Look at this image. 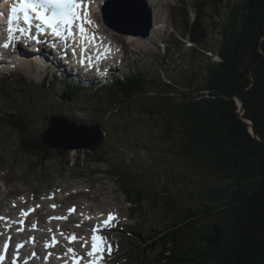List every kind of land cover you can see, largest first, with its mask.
Instances as JSON below:
<instances>
[{
  "label": "rangeland",
  "instance_id": "374dc122",
  "mask_svg": "<svg viewBox=\"0 0 264 264\" xmlns=\"http://www.w3.org/2000/svg\"><path fill=\"white\" fill-rule=\"evenodd\" d=\"M110 1L112 0H106L101 6L96 2L93 17L96 28L100 32L103 31L101 35L107 36H98L100 34L98 32L95 34L101 47L105 49L107 45L109 46L108 41H113L116 45L110 46L112 52L108 55L113 58L110 59L112 60L110 65L116 68L118 62L123 59L119 70L111 76L120 77L123 74L140 72L152 79L155 78L157 82L162 80L170 88L162 87L160 83L148 84L142 95L118 105L115 103L116 98L108 96L106 91H96L94 87L87 88L88 84L84 83L76 85L69 79L61 81L57 77L58 72L52 69L53 66L44 65L43 61L39 63L44 65L41 69L34 67L32 71L30 63L34 62L28 60L38 56L33 53L25 54L23 59L12 57L10 61L12 64L16 63L15 69L11 63L3 61L5 64L0 68L11 69L12 73L0 77V118L3 115L17 114L25 124V130L23 135L18 133V136L0 120V194L10 202L14 194L23 193L14 200L26 199L30 206H36V200L43 201V205L46 199L49 202L51 200V203L60 200L59 211L65 214L69 213L71 205L79 207L82 204L85 209L77 211V223L67 221L65 226L63 225L68 228L64 229L67 236L73 234L72 230L82 228L77 227L81 217L96 213L98 216L94 224H97L101 220V214L110 211L118 213L121 216L120 224L107 238L108 241H114L118 247L122 256L119 264H143L144 261L147 264V261L152 260L161 251L156 241L160 236L157 232L164 229L172 220L171 215L163 217V209L156 210L152 199L155 189L162 191L167 187L174 195H180V190H183L185 193L181 201L184 199L191 202V197L200 201L195 191H190V195L189 183L202 186L216 182L218 177L212 175L206 167L195 165L186 158L181 153L177 137L169 142L164 139L163 133L158 130L162 123L158 115L148 117L142 111L156 108L161 100H164L163 104L175 105L183 100L185 93L197 94L195 90L202 81V72L198 66L207 59L216 60L220 36L213 24H216L218 19L211 15V11H207L203 18L206 28L204 44L211 53L208 51L192 53L188 51L191 42L188 40L187 31L192 25L196 4L199 1L206 3L207 0L148 2L154 10V22L157 27L161 26L162 31L155 34L153 30L147 41L140 40L142 39L140 37H137L138 39L132 37L137 41H131L124 37L123 33L103 23L100 11L103 8L114 10L116 7L114 4L109 6ZM226 1L233 3L240 0ZM222 7L223 5L219 10L224 12ZM114 19L121 26L127 25V22L118 16H114ZM52 60L49 57V61ZM24 61L27 64H24ZM27 75L30 78H27ZM66 77L69 78L68 75ZM65 84L68 87H65ZM63 97L66 100L63 101ZM55 112L68 115L69 119L61 115L59 117L82 128L81 132L77 133L86 134L87 138L82 140L81 144L91 145L96 138L94 135L98 134L99 126L104 136L103 141L95 147L98 149L102 146L101 152L105 154L106 162L92 163L91 159L96 155L90 152V148L64 151L66 153L64 157L68 159L66 162L69 161L66 166L61 164L62 160L54 156L58 150L48 148L46 154L37 140L41 139V135L47 130L48 116L54 115ZM108 112L111 113L110 116H107ZM147 124L152 127L146 126ZM24 145L36 147L34 149L37 152V148L40 149L43 155L50 158L48 163L42 165L38 157L25 154L22 151ZM42 145L45 146L43 143ZM163 148H167L166 153L162 152ZM130 171L139 175L131 178ZM120 176L131 182L124 189L119 186ZM2 184L4 186H1ZM58 188L63 189V192H59ZM128 189L132 190L131 194L126 193ZM78 192L80 194L75 195ZM44 194L46 195L43 200ZM124 196L134 199L133 209L137 208L144 219L142 225L136 226L133 223L136 228L134 235L125 233L130 230L131 222L125 217L127 205ZM19 203L24 206V203ZM45 216L46 214L39 212L35 217L39 227L43 226L42 230H45L51 222L50 219L55 217L53 214L46 220ZM90 229L92 226H89ZM20 233L22 234V231ZM56 233L65 238L61 235L62 232ZM91 233L88 237L86 233L80 236L89 242ZM135 255H144L146 259Z\"/></svg>",
  "mask_w": 264,
  "mask_h": 264
},
{
  "label": "trees",
  "instance_id": "16d2710c",
  "mask_svg": "<svg viewBox=\"0 0 264 264\" xmlns=\"http://www.w3.org/2000/svg\"><path fill=\"white\" fill-rule=\"evenodd\" d=\"M221 5L224 12L219 10ZM207 11L218 19L213 27L220 40L216 60L207 59L198 66L202 81L197 94L185 93L181 102L171 106L161 100L156 108L142 112L158 115L162 122L158 130L164 139L169 142L177 137L181 153L218 180L202 186L189 183V193L195 191L200 201L193 197L191 202L181 201L183 190L174 195L167 187L155 189L156 210L163 209V217L171 215L172 220L157 232L161 251L147 264H264V0L199 1L187 31L192 53H211L204 44ZM159 83L170 88L162 80L133 72L97 90L106 91L119 105L142 95L148 84ZM54 115L69 119L63 113ZM0 120L18 136L24 134L25 124L19 115H3ZM37 141L47 154L48 148ZM34 148L24 145L22 151L38 157L42 165L48 163L50 158ZM101 148H90L96 155L92 163L106 162ZM55 153L62 165L69 164L63 150ZM129 174L131 178L139 175ZM120 178L122 189L131 183ZM124 199L132 206L127 211L136 226L142 225L139 210L133 209L134 199ZM136 257L146 259L144 255Z\"/></svg>",
  "mask_w": 264,
  "mask_h": 264
},
{
  "label": "snow or ice",
  "instance_id": "6c2138e0",
  "mask_svg": "<svg viewBox=\"0 0 264 264\" xmlns=\"http://www.w3.org/2000/svg\"><path fill=\"white\" fill-rule=\"evenodd\" d=\"M91 3L92 0H17V3L11 6L7 20L8 39L0 47L7 49L13 46L17 33L26 31L25 28L20 27L21 21L25 25H30L33 20L37 22L36 28L41 30L46 28L53 36L62 40L70 37L74 38L78 34L82 45L95 44L97 38L93 29L96 21L92 18ZM105 52H111L110 46L105 47ZM98 58L100 57L98 56ZM51 207L55 209L57 205L53 204ZM34 210L31 209L30 211ZM74 211L75 208L69 209L70 213ZM21 214L24 216L28 215L23 210ZM0 219H3V217H0ZM52 219H67V217L58 216L52 217ZM115 219V214L110 212L106 219L100 221L99 224L91 229L90 250L86 253L80 255L76 253L74 248L69 247L65 255L71 254L73 264H81L85 260L87 264H104V254L111 255L112 245L100 232L103 228L111 227ZM33 227H35V224H33ZM61 235L65 237L69 244L78 242L82 248L88 247V240L83 237H77L74 233L71 236H67L64 233H61ZM58 243L59 241L53 236L51 243L45 242V247H54ZM6 247L7 245H5ZM2 259L3 257L0 256V260ZM65 264H67V261H65Z\"/></svg>",
  "mask_w": 264,
  "mask_h": 264
},
{
  "label": "bare ground",
  "instance_id": "6f19581e",
  "mask_svg": "<svg viewBox=\"0 0 264 264\" xmlns=\"http://www.w3.org/2000/svg\"><path fill=\"white\" fill-rule=\"evenodd\" d=\"M131 1H133V0H124V4L125 5H128V2H131ZM146 2H147V6H149V8L151 9V11H152V28L150 29V35H149V37L148 38H146V39H144L143 40V38L142 39H140V40H142V41H147V39L149 40V38L152 36V31L153 30H155V34H157V32H159L160 33V31H162L161 30V26L160 27H157L156 26V22H154V15H153V9H152V6L148 3V2H150L151 0H145ZM95 2H97L96 0H95ZM92 4V3H91ZM93 4H94V2H93ZM122 4L123 3H121L119 6H120V8H122ZM96 5V4H95ZM94 5V6H95ZM94 6H93V8H91V13H92V18L95 20V18L93 17L94 16V12H95V10H94ZM91 7V6H90ZM161 11V10H160ZM97 12V11H96ZM98 13V12H97ZM161 13V12H160ZM99 15V14H98ZM103 18V17H102ZM120 19H122V18H120ZM113 20V22L115 21V19L113 18L112 19ZM105 21V20H104ZM103 21V23L104 24H106V26H108V24L106 23V22H104ZM160 22V21H159ZM158 22V23H159ZM97 26H96V24H95V27H94V29H93V31L95 32V34L99 31L100 32V30L99 29H97L96 28ZM109 27V26H108ZM163 27V26H162ZM105 28V27H104ZM97 29V30H96ZM120 29H123V30H125L126 28L124 27V26H120ZM3 32L5 33V30H3ZM120 33V32H119ZM125 35V34H124ZM123 35V36H124ZM124 37H128L129 38V40H131V41H137V37L136 36H133V35H131V34H127V35H125ZM137 38V39H133V38ZM21 38H26V37H24V36H22ZM36 39L37 40H39V41H42V40H51L52 39V34L51 33H46V35L44 36V39H41V35L39 34V33H37L36 32ZM68 39V38H67ZM88 45H92V46H94L93 48L94 49H98L99 47H101V45L99 44V40H98V38L96 39V42H95V44H88ZM108 46V45H107ZM79 48L81 49V48H84V45H82V43H81V40H79ZM85 48H88V46L86 45L85 46ZM84 48V49H85ZM105 50V49H104ZM112 52V51H111ZM75 53V52H74ZM34 54V53H33ZM109 53H107V55H108ZM97 55H99V54H97ZM49 57H51L53 60L49 63V59L47 58V53L46 52H40V54L38 55V58H37V56H35L34 58H36L35 60H34V58L33 59H31L33 62H34V64H31L30 63V65L32 66V68H30V69H32V71H33V68L35 67V68H40L41 69V66H44V65H46V64H50V65H52L53 67H54V70H57L58 72L60 71L61 73H60V75L59 76H57L61 81H62V79L63 78H65L63 75H62V66H60L59 64H58V60H57V55L56 54H53L52 52H50L49 53ZM99 57H101V56H99ZM108 57H109V59H111L112 58V56H110V55H108ZM23 59V58H22ZM77 60V59H76ZM112 60H113V58H112ZM111 60V61H112ZM28 61H30V59L28 60ZM41 61H43V63H44V65H40L39 63H41ZM24 64H27V62H23ZM42 63V64H43ZM109 65H110V63H109ZM110 67H111V69H112V71H113V73H116L117 71V68H113L112 67V65H110ZM30 72V71H29ZM30 74H32V73H30ZM27 78H30V76L29 75H27L26 76ZM70 81L71 82H73L74 84H77V85H79V82H81V81H79V79H77V78H75V77H72V78H70ZM45 83H44V81H43V83H42V85H44ZM65 87H68L66 84H65ZM241 103V102H240ZM62 118V117H61ZM63 119V118H62ZM64 131V130H63ZM65 132V131H64ZM4 196V195H3ZM43 200H44V198H43ZM9 200H7L6 199V197H2L1 196V194H0V216H2V213H3V211L6 209V211L7 212H5V213H9V214H13V213H15V211L18 209V207L15 205V204H19L20 205V203L18 202V201H16V202H8ZM21 203H25V204H27L28 203V201H25V202H21ZM48 203L50 204L51 203V200H50V202H49V200L48 199H46L45 200V202H44V205H43V201H42V210L45 212V214H47L48 213V207H46V205H48ZM20 207H23V205L21 204L20 205ZM71 207L72 206H70V208L69 209H71ZM58 209H61V208H58ZM68 209V210H69ZM83 210V209H85V206H83L82 204H81V206H79L78 207V210ZM96 211V210H95ZM90 212V211H89ZM102 212V211H101ZM52 215V214H51ZM75 215L76 216H72V215H70L69 216V218H68V222H70V223H77V215H78V212H75ZM5 216H7V215H5ZM53 216V215H52ZM97 214L96 213H92V214H90V215H87V216H85V217H81V222H79L78 223V225L79 226H82V228H80L79 230H77V229H74V230H72L71 231V233H74L77 237H81L80 236V234L82 235V234H87V237H88V235L90 234V230H89V226H92V228L93 227H95L96 225L94 224L95 223V221H97L96 219H97ZM65 224V223H64ZM64 224H60L61 225V227L60 226H54V228H53V232H55V230L56 231H60V232H62V233H64L65 235H66V232L64 231V229H66V230H68V228H66V227H63V225ZM10 225H11V223L10 222H4V217H3V219H2V221L0 220V234L1 233H3V232H5V231H8L9 230V227H10ZM65 226V225H64ZM22 231V230H21ZM78 231H80V232H78ZM23 232V231H22ZM50 235H54V233H51V232H47L46 230L44 231V232H42V233H36L35 234V237H34V241H33V243H32V245L33 246H36L37 244H38V246L39 247H35V249H30L29 250V252L28 253H26V251H25V246H22V247H20V251H19V253L20 252H22V256H24V254L25 255H28L29 257H30V255H32L33 254V252H37L41 247H43V245H42V241H44V240H50L49 239V237H50ZM19 236H21V233L19 234ZM19 236L16 234L15 235V237H12L11 239H10V241L8 242V245H7V243H4L5 245H7V250H8V252L6 253L7 254V257H9L10 256V252H13L14 250H15V247H16V244H17V239H19ZM69 236H71V235H69ZM17 238V239H16ZM23 238H28V237H23ZM36 240H39V241H41V243H38V241H36ZM63 244L62 245H64V246H66V249H68L69 247H72V248H76V250H78L79 252H81V247L79 246V245H77L76 243L74 244V242L72 243V244H69L68 243V241L66 240V239H59ZM21 242L22 241H20V242H18V244L19 245H21ZM0 244H2V237H0ZM24 245H27V244H24ZM28 247L29 246H26V249L28 250ZM30 248H32V247H30ZM5 251H6V249L4 248L3 250H1L0 251V255L2 254V253H5ZM59 251H62V249H59ZM62 261L61 260H56V261H54V262H52V263H54V264H59V263H61ZM6 264H8V263H6Z\"/></svg>",
  "mask_w": 264,
  "mask_h": 264
},
{
  "label": "water",
  "instance_id": "95a60500",
  "mask_svg": "<svg viewBox=\"0 0 264 264\" xmlns=\"http://www.w3.org/2000/svg\"><path fill=\"white\" fill-rule=\"evenodd\" d=\"M122 8H120V4ZM115 5L114 10L103 9V20L112 28L125 35L131 34L136 37L146 39L150 35L152 28V11L147 6L145 0H133L124 4V0H114L109 3V6ZM114 16L122 18L127 25H122L126 29H120V24L116 21L113 22ZM65 100V97L62 98ZM98 134L94 135L96 138L94 142L88 144H81L80 142L87 138L86 134L77 133L81 132V127L71 124L59 116H50L47 124V130L41 135V142L50 149L70 151L72 149L93 148L103 141L104 132L98 126ZM65 132H64V131Z\"/></svg>",
  "mask_w": 264,
  "mask_h": 264
}]
</instances>
